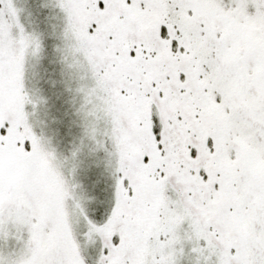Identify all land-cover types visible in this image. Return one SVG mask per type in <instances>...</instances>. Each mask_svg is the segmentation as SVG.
<instances>
[{"label": "snow or ice", "instance_id": "1", "mask_svg": "<svg viewBox=\"0 0 264 264\" xmlns=\"http://www.w3.org/2000/svg\"><path fill=\"white\" fill-rule=\"evenodd\" d=\"M0 264H264V0H0Z\"/></svg>", "mask_w": 264, "mask_h": 264}]
</instances>
